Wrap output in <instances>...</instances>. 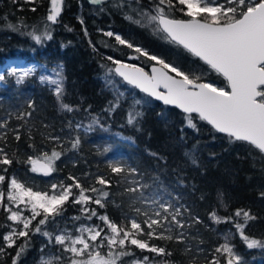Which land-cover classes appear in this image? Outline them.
Wrapping results in <instances>:
<instances>
[{
    "label": "trees",
    "instance_id": "obj_1",
    "mask_svg": "<svg viewBox=\"0 0 264 264\" xmlns=\"http://www.w3.org/2000/svg\"><path fill=\"white\" fill-rule=\"evenodd\" d=\"M33 7L35 12L31 11ZM49 7L50 0H36L34 4L26 0H0V66L7 59L62 66L65 80L63 101L74 111H62L53 93L36 78L17 85L6 77L5 87L0 88V121L7 120L9 129H19V141L14 139L11 131L8 133L5 150L10 156L15 152L21 161H26L28 156H39L41 151L50 154L56 145L45 139L49 135L60 137L62 147L57 150L63 154L56 161L57 171L50 176L33 173L29 171L30 165L15 161L5 175H15L22 182L42 190L52 182L71 184L72 181L67 179L69 175L77 177L85 187H104L110 193L106 207L90 206L119 223L125 214L135 215L129 204L133 195L140 194L126 193L125 188L131 185L122 175L113 174L108 165L119 160L136 168L138 174L132 179L147 185L145 194L158 196L181 208L179 219L185 224V228L178 230L184 232L182 243L176 240L150 241L164 247L172 253L171 256L152 258L150 252L130 246L135 257L141 259L149 256L153 260H167L170 264H205V258L210 260L215 247L224 243V234L229 230L235 232L231 224L214 223L210 218L213 211L219 217H227L238 208L250 211L257 219L250 221L245 231L250 237L264 240V196L261 195L264 193V158L245 143H230L227 136L219 135L198 118L194 121L196 129L187 127L185 115L160 105L110 72L115 65L109 57L145 71L156 64L99 31L120 34L150 55L174 63L185 71L203 70L205 80L228 90L226 81L183 48L162 39V34H155L152 27L134 22L141 20V13L151 11L150 0H140L139 4L136 0H131L130 4L128 0H105L102 5H93L89 0H63L59 22L50 25L52 38L37 44L23 33L34 29L37 34L42 33L48 23ZM172 15L177 19H188L178 11ZM9 23L19 26L20 30H10ZM129 56L138 58L129 59ZM118 96L119 107L109 113L106 109L110 102L117 101ZM135 100H141L135 109L142 116L133 127L127 124L126 117ZM20 113L31 115L23 120L16 119ZM90 117H96L110 129L109 132L95 129L84 133L75 128ZM117 133L130 138L132 143L119 140L115 136ZM77 137L80 146L73 150L71 142ZM30 143L37 151L29 147ZM3 145L4 142L0 141V147ZM97 176L105 177L110 184H97ZM143 206L139 201L135 204V207ZM79 208L69 202L63 215L44 226L45 230L55 235L79 222L72 220V217L81 215ZM6 215L0 209V225L9 223ZM7 231V228L0 227V245L4 244L2 235ZM23 240L20 238L16 244L23 243ZM229 242L240 257V264H251L258 258L264 260V248L248 249L238 235ZM49 249H55V246L47 237L32 235L26 250L17 258V264H36ZM16 251V247L6 248L5 254L0 256V264H13ZM135 257H126L125 260Z\"/></svg>",
    "mask_w": 264,
    "mask_h": 264
},
{
    "label": "snow or ice",
    "instance_id": "obj_2",
    "mask_svg": "<svg viewBox=\"0 0 264 264\" xmlns=\"http://www.w3.org/2000/svg\"><path fill=\"white\" fill-rule=\"evenodd\" d=\"M27 2L34 4L36 0ZM89 2L102 5L105 0ZM128 2L130 4L131 0ZM136 3L139 4L140 0H136ZM150 3L153 5L151 11L141 13V20L134 22L152 27L155 34H162V39L198 58L210 70L224 78L230 91L205 80L206 73L203 70L185 71L174 63L150 55L143 48L111 31L104 35L114 37L118 44L155 61L159 67L152 66L151 74H148L141 67L109 57L115 65L109 71L140 92L180 109L185 114L187 127L196 129L194 121L198 118L210 125L215 132L225 134L230 143H245L264 158V0H150ZM62 4L63 0H50L46 16L48 23H45L42 33L37 34L34 29L23 34L31 37L37 44L51 39L50 25L59 22ZM31 11L35 12L36 8L33 7ZM176 11L188 19L175 18L172 13ZM80 22L83 24V20ZM21 25L23 26V21ZM7 27L12 31L20 30L19 26L10 23ZM137 58L138 56H129V59ZM33 72L32 68H13L9 74L19 84ZM53 73L55 78L41 76V82L49 85V90L62 111H74L72 106L63 101L61 69H54ZM4 79L5 76L0 75V81ZM140 103L141 100H135L127 113V124L130 126L135 127L138 118L142 116L135 109V105ZM29 107H32L31 103ZM118 107L119 96L115 103L110 102L106 111L111 113ZM30 115L31 113H20L16 119L23 120ZM96 123L98 121L93 119L92 124ZM9 131L16 141L21 139L18 128L9 129L7 120L0 121V141L4 142L0 147V209L7 213L6 221L11 222L0 225L8 229L2 235L4 244L0 245V256L5 254L6 248L16 247L13 264H17V258L26 250L31 236L40 234L47 237L50 244L58 246L57 251L60 253L53 254L48 259L42 256L40 264H170L167 260L155 261L149 256H143L142 259L135 257V252L130 247L134 246L135 249L154 253L156 256H171V252L150 241L176 240L182 243L184 232L178 230L185 228V224L179 219L182 216L181 208L158 196L146 195L144 189L147 185L132 179L138 174L136 168L128 167L119 160L109 162L108 165L113 174L122 175L124 181L131 185L125 188L126 193L140 194L133 195L129 204L135 215L125 214L118 223L106 213L100 214L97 208L90 206L95 204L100 209L106 207L110 193L104 187H85L77 177L69 175L67 179L72 181L71 184L64 181L52 182L46 190H42L22 182L15 175L6 176L5 173L14 161L30 165L29 171L33 173L50 176L57 171L56 161L63 154L61 150H57L62 147L60 137L49 135L45 139L56 145L50 154L41 151L39 156L30 155L26 161H21L15 152L10 156L5 150ZM31 139L29 133V140ZM79 146L80 139L77 137L71 142V148L76 150ZM29 147L34 152L37 151L34 144L30 143ZM96 183L108 186L110 181L97 176ZM261 195L264 196V193ZM138 201L144 206L135 207ZM69 202L80 205L81 215L72 217V220H86L89 223H80L73 231L61 230L55 235L46 231L44 226L62 216ZM93 218L102 223H94ZM210 218L214 223L231 224L235 232L229 230L224 234V243L215 247L210 260L205 258V264H238L240 257L229 242L237 235L248 249L264 248V240L250 237L245 231L249 222L257 219L250 211L238 208L227 217H219L213 211ZM20 238H24L23 243L17 245L16 241ZM126 257L135 258L125 260Z\"/></svg>",
    "mask_w": 264,
    "mask_h": 264
},
{
    "label": "rangeland",
    "instance_id": "obj_3",
    "mask_svg": "<svg viewBox=\"0 0 264 264\" xmlns=\"http://www.w3.org/2000/svg\"><path fill=\"white\" fill-rule=\"evenodd\" d=\"M27 1V0H26ZM101 33H104L105 32H109V31H99ZM106 36V35H104ZM107 38H113L114 37H108L106 36ZM114 41L116 42V40L114 39ZM117 43V42H116ZM13 68H18L20 70H26V69H29V68H32L34 69V72L31 76L27 77L23 82H25L27 79H30V78H36V81L41 84L42 86H46L49 88V85H47L46 83H42L41 82V76H48V77H51V78H55L54 76V73H53V70L54 69H58L60 68L61 71H62V76H63V86H64V75H63V67L60 66V65H53V66H47L46 64L44 63H39V62H28V61H24V60H14V59H7L5 61V63L3 65L0 66V75H4L5 76V79L3 81H0V88H4L5 87V80H6V77L8 78H11L15 84L19 85V84H22V83H17L16 82V78L12 75H10L9 73L11 72V70ZM173 75H175L174 73H172ZM93 119H96L98 121V119L96 117H90L86 122H83V123H78L77 125H79L80 127L77 128V125H76V129L81 131V132H84V133H91L93 130L95 129H99L100 131H102L103 133H108L109 132V128L107 126H104L102 125L99 121L98 123L96 124H92V121ZM89 125H91V127L89 128ZM119 140L121 141H124V142H128V143H132V140L128 137H125L123 136L122 134L120 133H117L115 135ZM80 206V205H79ZM94 223H97V224H100L102 222H100L99 220H96L94 218ZM9 222V221H8ZM11 223V222H9ZM80 223H89L88 221L86 220H81L75 224H71V226L67 229H64V230H67V231H73L75 227H78ZM55 246V245H54ZM134 247V246H133ZM58 249V246H55V249H49V250H46L38 259V261L36 262V264H40L41 262V257L43 256L45 259H48L50 258L53 254H56V255H59L60 253L57 251ZM147 252V251H146ZM153 256L152 258H154L156 255L154 253H151ZM156 257H161V256H156ZM155 261H162V259L159 258V260H155ZM242 261L239 260L238 264H240ZM251 264H264V260L261 259V258H258L256 260H252V263Z\"/></svg>",
    "mask_w": 264,
    "mask_h": 264
},
{
    "label": "water",
    "instance_id": "obj_4",
    "mask_svg": "<svg viewBox=\"0 0 264 264\" xmlns=\"http://www.w3.org/2000/svg\"><path fill=\"white\" fill-rule=\"evenodd\" d=\"M198 59V58H197ZM152 66H156V67H159V65H152ZM152 66L147 70V71H145L146 73H148V74H151V68H152ZM115 67V66H114ZM115 74V73H114ZM116 75V74H115ZM171 75H173V74H171ZM118 78H120L122 81H124L120 76H118V75H116ZM174 76V75H173ZM222 77V76H221ZM223 78V77H222ZM224 79V78H223ZM125 82V81H124ZM126 83V82H125ZM226 84H227V82H226ZM131 86V85H130ZM135 89H137V88H135ZM138 91H139V89H137ZM229 91H230V89H228ZM161 91H163V89H161ZM140 92V91H139ZM140 93H142V92H140ZM142 94H144V95H146L145 93H142ZM148 96V95H147ZM151 99H153L154 101H156L157 103H159L160 105H163V106H167V107H170V108H173V109H176L177 111H179L180 113H182L183 115H185L180 109H178V108H176L175 106H173V105H165V104H163V102L162 101H159V100H156L154 97H151V96H149ZM193 115H195V114H193ZM207 124V123H206ZM208 125V124H207ZM210 126V125H209ZM211 127V126H210ZM216 133H218V132H216ZM219 135H223V136H226L225 134H222V133H218Z\"/></svg>",
    "mask_w": 264,
    "mask_h": 264
}]
</instances>
